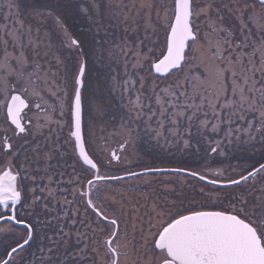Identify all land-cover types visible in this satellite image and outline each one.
I'll return each mask as SVG.
<instances>
[{"label": "snow or ice", "instance_id": "snow-or-ice-1", "mask_svg": "<svg viewBox=\"0 0 264 264\" xmlns=\"http://www.w3.org/2000/svg\"><path fill=\"white\" fill-rule=\"evenodd\" d=\"M0 264H264V0H0Z\"/></svg>", "mask_w": 264, "mask_h": 264}, {"label": "rangeland", "instance_id": "rangeland-1", "mask_svg": "<svg viewBox=\"0 0 264 264\" xmlns=\"http://www.w3.org/2000/svg\"><path fill=\"white\" fill-rule=\"evenodd\" d=\"M69 23L72 26V30L74 32H79V31L83 30V24H82V21L80 20L79 17L71 18L69 20ZM110 143H111V147H113V148L118 147V141L113 140ZM173 150H175V149H172L171 152L160 153L158 156H155V158H153L152 156H149V157L143 158L139 161H133L130 164L115 165V167H118V168L131 167L133 170H140V168L147 163L158 164V163H166L167 161H169V162L174 163L175 165L184 163L187 166L190 165L191 167H196L200 163H202V161H199L196 157H192L191 154H187V153L184 154L183 152H177V153L174 152L173 153L172 152ZM175 154L177 157L175 156ZM169 155H173V157L169 156ZM237 155L241 159H243L244 157H247L248 155H250V153L242 152V153H237ZM183 156L187 157L186 160L182 159ZM257 158H259L258 155H257ZM219 159L221 161H223L224 163H233V164L236 163V161H234V160H224L223 157H220Z\"/></svg>", "mask_w": 264, "mask_h": 264}, {"label": "flooded vegetation", "instance_id": "flooded-vegetation-1", "mask_svg": "<svg viewBox=\"0 0 264 264\" xmlns=\"http://www.w3.org/2000/svg\"><path fill=\"white\" fill-rule=\"evenodd\" d=\"M166 153H167V152H166ZM169 156H172V157H173V155H169ZM175 156H176V155H175ZM176 157H177V156H176ZM69 164H71V161H69ZM147 164H150V163H147ZM154 165H158V166H167V167H180V166H187V165L184 164V163H181V164H177V165H175L174 163L169 162V161H167L166 163H158V164L155 163ZM188 167H191V166L188 165ZM66 171H67L68 175L71 174V168H70V167H66ZM65 178L67 179L68 176L66 175Z\"/></svg>", "mask_w": 264, "mask_h": 264}, {"label": "trees", "instance_id": "trees-1", "mask_svg": "<svg viewBox=\"0 0 264 264\" xmlns=\"http://www.w3.org/2000/svg\"><path fill=\"white\" fill-rule=\"evenodd\" d=\"M172 152H173V153H174V152L177 153L176 150H173ZM164 153H166V152H164ZM184 154H185V153H184ZM175 155H176V154H175ZM191 156H192V155H191ZM192 157H194V156H192ZM186 158H187V157H185V156L182 157L183 160H186Z\"/></svg>", "mask_w": 264, "mask_h": 264}]
</instances>
